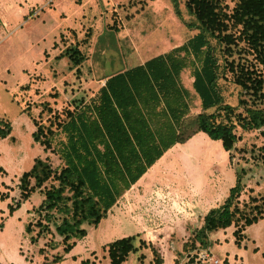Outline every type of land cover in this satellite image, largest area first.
<instances>
[{"label":"rangeland","instance_id":"obj_1","mask_svg":"<svg viewBox=\"0 0 264 264\" xmlns=\"http://www.w3.org/2000/svg\"><path fill=\"white\" fill-rule=\"evenodd\" d=\"M235 1L223 0L228 8ZM179 7L182 19L169 0H0V117L11 125L9 135L0 138V264H36L45 252L50 257L60 251V247L45 246L38 253L39 246L48 243L39 240L31 245L23 231V224L33 216L32 208L42 199L40 193L33 192L11 215L7 213V203L19 197L17 177L34 157H47L53 167L61 165L52 146L62 134L55 132L52 146L44 150L31 137L33 120L47 125L55 120V113L63 116L66 108L94 98L109 75L183 43L196 29L186 25L192 17L183 0ZM73 48L83 55L78 64L68 56ZM179 79L189 92L190 113L201 111L191 87V66L181 70ZM217 84L223 101L236 105L239 88L230 80V73L220 75ZM237 134L234 147L224 150L219 140L198 132L186 142L174 144L154 163L151 179L162 181L159 184L167 192L158 200L168 213L161 219L142 221L145 234L134 240L136 245L139 238L149 244L140 249L146 257L142 264H154L151 248L161 257L160 264H239L240 256L244 264H264L261 221L246 229L240 245L234 243L235 225L217 231L208 239V246L199 249L194 231L184 230L185 224L196 223L197 217L226 197L239 171L243 192H251V188L253 193H264V167L257 149L264 139L258 130L238 129ZM181 194L194 202L191 208L183 209L178 203ZM189 211L193 213L187 215ZM54 215L58 221L59 215ZM157 226L163 231H151ZM83 227L86 234L71 238L74 246L52 264H79L85 258L93 264H109L106 243L134 231L126 210L115 204L95 227L86 222ZM254 247L259 251H253ZM200 250H207L210 257L202 260L197 255ZM136 255L130 254L126 262L135 263Z\"/></svg>","mask_w":264,"mask_h":264},{"label":"trees","instance_id":"obj_2","mask_svg":"<svg viewBox=\"0 0 264 264\" xmlns=\"http://www.w3.org/2000/svg\"><path fill=\"white\" fill-rule=\"evenodd\" d=\"M169 1L182 19L181 0ZM183 4L192 17L186 25L196 29L183 43L109 75L94 98L66 108L63 116L55 113V120L47 125L33 120L31 137L44 150L52 146L55 132L63 136L52 146L61 165L53 167L47 157H34L17 177L18 199L7 203L11 215L33 192L42 195L23 231L31 245L39 240L48 243L39 246L38 253L45 246L60 251L50 257L45 252L36 264L60 262L75 244L71 238L86 234L83 223L95 227L116 197L173 144L203 132L229 150L239 139L238 129L258 130L264 139V0H236L230 8L223 0H183ZM68 56L73 64L83 59L77 48ZM188 66L202 108L196 113H190L189 92L179 79ZM225 72L239 88L236 105L224 102L220 93L217 80ZM10 128V122L0 117V138L7 137ZM257 149L264 167V143ZM240 172L226 197L189 231H194L196 248L208 246L211 231L235 225L232 234L238 244L246 226L264 223V193H253L251 188L243 192ZM136 236L106 243L109 264H129L128 256L135 253L132 264L142 263L145 254L140 249L149 244L139 238L136 245ZM151 252L154 264H160L158 252L154 248ZM260 254L264 256V249ZM79 264L93 261L85 258Z\"/></svg>","mask_w":264,"mask_h":264},{"label":"crops","instance_id":"obj_3","mask_svg":"<svg viewBox=\"0 0 264 264\" xmlns=\"http://www.w3.org/2000/svg\"><path fill=\"white\" fill-rule=\"evenodd\" d=\"M171 147H169L167 150H165L163 152V154L156 161L161 159L167 153V151L170 150ZM154 163H152L149 167H147V169L133 183H131L128 188L124 189L115 199V208H119L120 210L121 209L126 210V216L128 217L129 221L132 223V225L134 227V231L132 234H138L139 236L145 234L146 227H144V225L142 224L143 220H145V219H148V220L149 219H156V218L161 219L162 216H164L165 214L167 215V213H168L165 210L166 209L165 206L163 208H161L160 201L158 200V197L166 195L167 191L162 190L163 186H161V184L163 185V183L160 179L159 180H156V179L152 180L151 179L152 178L151 177L152 176V168L155 165ZM159 183H161V184H159ZM154 184H157V185H154ZM191 192L192 193L194 192L193 187L191 188ZM187 197H189V196L182 195V194L178 195V197H177L178 203H181L184 206V207L181 206V208L183 207V209L184 208L189 209L194 205V202L189 201ZM166 202L168 203L169 200ZM206 211H204L203 213H205ZM190 213H193V211H191V212L189 211L186 214L188 215ZM173 214L176 215L174 212H173ZM202 216L197 217L196 223L187 221L190 224H189V226L185 224L184 230L187 232L189 229L191 230L194 227H199L200 224L202 223ZM260 221L261 220L255 222V223H258ZM194 223H195V225H194ZM255 223H253V224H255ZM253 224H251V225H253ZM251 225H248L243 229V231H242L243 238H244V232ZM162 229H163V227L157 226V227L151 228V231L154 230L156 232H160V231H163ZM219 230H221V229H219ZM219 230H217V231H219ZM217 231L209 232L208 238L211 240L212 236L214 234H216ZM243 238H242V240H243ZM240 244H241V241L237 245H240ZM252 250L253 251H259V249L257 247H254ZM260 252H261V250H260ZM235 257H236V255L234 254V258ZM145 259H146V257L144 258V260ZM238 261H239V264H244V262L241 261V256L239 257ZM171 263H172V261H171ZM168 264H170V263H168Z\"/></svg>","mask_w":264,"mask_h":264},{"label":"built area","instance_id":"obj_4","mask_svg":"<svg viewBox=\"0 0 264 264\" xmlns=\"http://www.w3.org/2000/svg\"><path fill=\"white\" fill-rule=\"evenodd\" d=\"M197 255H198L202 260L207 259V258L210 257V256H209V253H208L207 250H200V251L197 253Z\"/></svg>","mask_w":264,"mask_h":264}]
</instances>
